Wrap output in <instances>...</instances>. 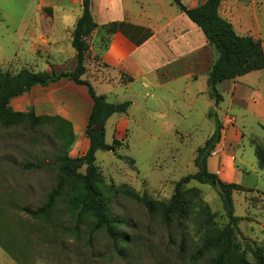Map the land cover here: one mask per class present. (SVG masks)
Wrapping results in <instances>:
<instances>
[{"label": "rangeland", "instance_id": "374dc122", "mask_svg": "<svg viewBox=\"0 0 264 264\" xmlns=\"http://www.w3.org/2000/svg\"><path fill=\"white\" fill-rule=\"evenodd\" d=\"M140 1L142 4L138 6L131 0H125V5L136 10H141L142 5L160 18L164 14L179 13L171 0ZM37 2L0 0V69L4 72L13 75L22 69L47 72L35 69L29 62L28 52L37 57L43 50L38 51L34 45L27 47L21 38L35 15ZM220 14L234 23L241 36L257 37L260 29V39L264 43V0H223ZM89 40L90 45L94 36ZM92 54L87 61L89 71L94 63ZM257 73L249 74V80L255 82L260 75ZM205 87V92L194 99V94L202 90V81L191 80L190 88L187 82L175 84L174 89L185 91L184 100L178 102L173 101L175 95L168 92L169 87L159 88L155 98L149 99L148 103L152 106L166 105L170 110L166 117L156 118L153 115L163 112L145 110L146 103L129 92L127 100L135 98V105L127 115L129 126L126 119L123 126L122 116H114L105 126L106 142L111 144L118 139L122 144L116 152L96 153V164L105 184L140 195L146 193L155 202L154 211L149 213L143 205L124 194H108L115 219L122 222L121 229L129 235L128 243L119 244L125 256L115 252L111 240L103 232L90 234L85 227L79 238L73 236L70 214L64 210L61 201L48 221L33 219L22 211L23 208L34 210L41 207L55 187L58 167L54 160L60 144L53 123L33 125L30 117L21 125L9 128L0 123V240L14 255L0 246V264H190L189 256L201 245L203 236L221 229L228 222L216 188L195 180L186 184L187 218L183 220V227L189 236L185 253H182L180 232L175 231V225L172 226L171 240L170 225L166 224L161 206L170 201L180 179L197 172V151L216 129L219 117L209 118L207 115L213 107L206 82ZM225 87L221 86L220 93L223 105L227 106L225 118L228 119L232 118L228 106L231 93ZM134 89L137 91L138 85ZM260 89L264 94V85ZM71 92L80 95L69 87L62 90L54 86L44 90L35 88L13 99L10 106L15 112H34L39 117L61 116L60 112L70 111L71 103L66 94ZM190 103L191 108L188 107ZM232 112L242 134L240 142H237L238 136L234 141L236 145H229L227 151L229 159L234 160L233 168L239 173L231 183L249 189L232 192L235 215L246 218L239 223L240 234L236 243L241 251L245 249L246 242L252 247L264 248V171L258 165L254 146L257 143L264 145V130L249 107L236 108ZM64 119L70 121V118ZM74 120L82 127L81 130L76 129L71 121L75 143L69 155L77 158L88 149L85 135L87 119ZM223 137L222 130L221 142ZM219 144L208 160L209 170L213 173L219 163ZM80 173L85 174V167L80 169ZM222 179L229 183L227 177ZM247 258L255 263L250 252H247ZM209 259H202L197 264H209Z\"/></svg>", "mask_w": 264, "mask_h": 264}, {"label": "trees", "instance_id": "16d2710c", "mask_svg": "<svg viewBox=\"0 0 264 264\" xmlns=\"http://www.w3.org/2000/svg\"><path fill=\"white\" fill-rule=\"evenodd\" d=\"M171 1L202 30L207 42L218 53L207 80L209 96L216 104L223 101V95L218 89L221 83L264 70L262 40L253 36H241L236 32L234 25L220 14L223 0H207L196 7L186 6L182 0ZM91 4L92 0H83V12L73 32L72 46L77 53V65L73 71L35 73L29 69H22L13 75L0 69V123L9 128L21 125L29 117L33 125L40 122L53 123L60 144L54 160V164L58 167L55 187L41 207L34 210L23 208L22 211L33 219L48 221L56 205L61 201L64 210L70 214L73 236L79 238L85 227L90 234L103 232L111 240L115 252L125 256L119 244L128 243L129 235L121 229L122 222L115 219L107 199L108 194H124L143 205L149 213L154 211L155 202L146 193L140 195L129 189L120 190L107 186L96 164L98 151L116 152L121 147V141L118 139H114L111 144L106 142L105 126L113 115L128 113L131 102L111 103L104 95H98L89 81L83 79L87 71L85 62L90 48L89 39L95 32H100L104 35L102 41H105L107 47L109 36L117 30L116 23L99 27L93 18ZM62 80H70L76 85L86 86L93 100L92 112L85 131L89 141L88 149L83 156L77 158L69 155L75 143L73 125L70 121L59 115L39 117L34 112L29 114L15 112L10 106L13 99L31 92L36 86L46 88ZM208 116L217 118L211 111ZM222 130L223 124L217 119L215 131L197 151L195 159L197 172L180 179L170 201L161 205L164 219L166 224L170 225L171 240L173 235L171 227L175 225V231L179 230L181 252L185 253L189 235L183 227V220L187 218L184 187L193 180L214 188L220 183L225 195L219 194L228 222L221 229L203 236L201 245L189 256V263L197 264L200 260L209 257V264H253L247 258V252H250L255 259L254 264H264L263 247H252L246 242L245 249L241 251L240 245L236 243V237L240 234L239 223L246 218L235 215L232 192L249 191V189L236 183L223 182L217 174L209 170L208 160L221 142ZM254 146L258 165L264 171V145L257 143ZM45 167L48 168L47 165ZM82 167H85V174L80 173ZM0 246L14 257L1 240Z\"/></svg>", "mask_w": 264, "mask_h": 264}, {"label": "crops", "instance_id": "0c3cea01", "mask_svg": "<svg viewBox=\"0 0 264 264\" xmlns=\"http://www.w3.org/2000/svg\"><path fill=\"white\" fill-rule=\"evenodd\" d=\"M131 1L138 6L142 4L140 0ZM182 1L188 7H196L207 0ZM82 3L83 0H38L35 15L29 27L21 35L23 44L25 43L27 47L34 45L38 51L43 50L42 55L37 57L28 52L31 57L29 62L35 69L56 73L75 69L77 53L72 46V41L76 24L83 12ZM140 9L126 7L125 0H92L91 12L98 26L116 23L117 30L109 36L107 47L105 41H102V36H104L102 33L93 34L94 40L90 44L85 62L87 71L83 76V79L91 83L96 93L104 95L109 102H131L128 113L116 114L110 118L122 116V123L126 119L128 126L127 115L135 105V98L146 103L145 110L163 112L153 117L167 116L166 113L170 107L152 106L148 103L149 99L155 98V93L159 88L169 87L168 92L175 95L173 101L178 102L180 99L184 100L183 92L185 91L174 89L175 84L181 82L186 84L187 82L190 88L191 80L202 81L201 92L194 94V99L198 98L201 93L205 92V82L207 84L209 71L218 57L217 51L207 42L202 30L178 7L179 13H173L170 16L162 13L164 16L161 18L152 10H146L142 5ZM257 35L259 39L262 38L260 29ZM252 36L257 39L256 35ZM91 52L94 63L92 70L89 71L87 61L90 60ZM257 72L260 75L255 82L249 80V74H247L235 80L225 81L218 86L219 91L221 86H226V91L231 93L228 106L231 109L232 118H225L227 106H224L223 102L216 104L210 98L207 85L208 96L212 101L211 107H213L210 111L218 115L217 118L219 117L220 120H218L223 124L224 132L223 140L219 144L217 156L219 163L215 165V174L220 179L223 176L227 177L229 183L234 182L239 173L233 168L232 161L234 160L229 159L227 151L230 148L229 145H236L234 141L238 136L237 142H240L242 134L232 111L236 108L249 107L264 130V94L260 92V86L264 85V70ZM136 85H138L137 91L134 89ZM53 86L60 90L64 87L76 89L80 94L73 92L70 95L66 94L71 108L69 113L64 111L60 112V115L70 118V122H74L76 129L81 130L82 126L77 125L74 119L86 118L88 123L93 108V100L86 86L76 85L70 80H62L53 83L50 87L36 86L35 88L44 90ZM129 92L135 98L127 100L126 95ZM191 105L192 103L188 107L191 108ZM176 109L181 110L179 107Z\"/></svg>", "mask_w": 264, "mask_h": 264}, {"label": "water", "instance_id": "95a60500", "mask_svg": "<svg viewBox=\"0 0 264 264\" xmlns=\"http://www.w3.org/2000/svg\"><path fill=\"white\" fill-rule=\"evenodd\" d=\"M216 190H217L218 193L225 195V192H224V190H223V188H222L220 183L216 184Z\"/></svg>", "mask_w": 264, "mask_h": 264}]
</instances>
